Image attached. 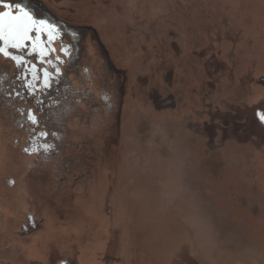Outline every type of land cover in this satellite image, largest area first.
Instances as JSON below:
<instances>
[{
  "label": "rangeland",
  "instance_id": "obj_1",
  "mask_svg": "<svg viewBox=\"0 0 264 264\" xmlns=\"http://www.w3.org/2000/svg\"><path fill=\"white\" fill-rule=\"evenodd\" d=\"M35 1L86 30L53 155L0 92V264H264V0Z\"/></svg>",
  "mask_w": 264,
  "mask_h": 264
},
{
  "label": "flooded vegetation",
  "instance_id": "obj_2",
  "mask_svg": "<svg viewBox=\"0 0 264 264\" xmlns=\"http://www.w3.org/2000/svg\"><path fill=\"white\" fill-rule=\"evenodd\" d=\"M3 2L11 5V8L3 9L0 7V11L15 12L17 5H19L37 21H44L46 25L51 26V28L45 27L41 31L40 40L36 41L35 44L33 41H26L23 49L8 48L9 57L0 54V58L6 61L5 63L13 65V74L19 82L16 84L15 81H11V85H6V77L1 76L0 92L6 91L10 98H6L5 106L15 110V106L20 100L31 105L27 110L24 107L19 109L25 118L19 119L18 125L23 129L28 126L26 130L28 134H32L31 140L28 139L29 145L24 147V152L30 155L36 153L42 159H47V154L53 155V152H56L55 138L57 141L61 138L59 133L52 131V138L54 139H49L51 136H49L47 124L41 125L44 119H40L37 113L42 115L51 112L54 106L57 108L66 105L63 104V98L66 95L64 96L62 91L69 84H67V73L64 72V69L68 67V71H73L72 68L78 66L82 52V31L86 29L71 26L66 21L57 18L35 0H3ZM32 35L35 37L36 33L34 32ZM2 47H4V43L0 41V48ZM98 48L105 49L101 42ZM11 57L20 59L21 63L17 65ZM109 67L112 68L111 65ZM88 75H90V71H88ZM10 87H12L13 93L8 92ZM102 96L104 101H108L107 95ZM29 117H34L36 123H33ZM57 119L55 115L53 120L57 122ZM42 133L46 135H42ZM45 146H47V150H45ZM34 218L31 215L28 216L29 225L22 227L24 232L30 233L31 230L38 228Z\"/></svg>",
  "mask_w": 264,
  "mask_h": 264
},
{
  "label": "snow or ice",
  "instance_id": "obj_3",
  "mask_svg": "<svg viewBox=\"0 0 264 264\" xmlns=\"http://www.w3.org/2000/svg\"><path fill=\"white\" fill-rule=\"evenodd\" d=\"M0 7L10 9L11 5L0 0ZM45 27L51 28L44 21L34 19L29 12L19 5H17L15 12L0 11V41L4 43V47L0 48V54L9 57L8 48L23 49L26 41H33L35 44L36 41L40 40V33ZM34 32L36 33L35 37L32 35ZM11 59L15 60L17 65L21 63V60L16 57H11ZM29 118L33 120V123H36L34 117ZM260 119L264 121V116H261ZM42 135L46 134L42 133ZM45 150H47V146H45Z\"/></svg>",
  "mask_w": 264,
  "mask_h": 264
}]
</instances>
